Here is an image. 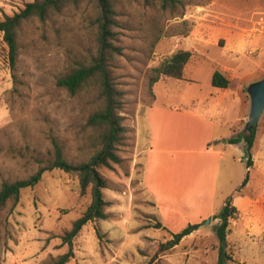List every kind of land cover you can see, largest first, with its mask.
Returning <instances> with one entry per match:
<instances>
[{
  "label": "rangeland",
  "instance_id": "374dc122",
  "mask_svg": "<svg viewBox=\"0 0 264 264\" xmlns=\"http://www.w3.org/2000/svg\"><path fill=\"white\" fill-rule=\"evenodd\" d=\"M28 1L32 0H0V18L17 12ZM116 1L114 42L121 54L109 64L113 82L122 93L119 114L125 132L117 145L121 162L98 167L107 181L102 192L109 202L105 208L109 216L81 227L72 239L73 255L65 264H217L214 232L219 219L212 215L207 216L209 222H204L207 217L194 221V230L178 244L162 247L187 223L171 212L162 217L141 183L137 115L153 99L152 68L179 49L191 52L183 78L158 83L159 100L164 98V82L173 99L178 94L189 99L204 91L211 86L212 68L238 65L231 71L237 78L264 76L262 56L239 54L233 62L228 51L212 48V36L217 33L212 31V8L224 2L240 6L243 0H181L164 9L142 0ZM71 14L25 26L13 67L0 32V183L26 178L44 165L53 157L54 141L71 163L85 160L97 145L95 131L88 124L90 114L100 107L97 89L89 83L71 94L56 83L59 76L87 63L96 52L88 19L81 13ZM246 120L240 131H245ZM256 126L259 140L248 193H259L264 184V109ZM236 153L243 157L240 166L244 169L245 153ZM90 201V187L81 193L74 173L59 168L44 171L35 185L21 190L16 204L8 201L0 212V264L52 263L68 250L62 237ZM235 206L227 232L233 256L228 264H264V202H252L249 208L244 202ZM156 223L161 225L156 227Z\"/></svg>",
  "mask_w": 264,
  "mask_h": 264
},
{
  "label": "crops",
  "instance_id": "0c3cea01",
  "mask_svg": "<svg viewBox=\"0 0 264 264\" xmlns=\"http://www.w3.org/2000/svg\"><path fill=\"white\" fill-rule=\"evenodd\" d=\"M212 13V31H217L212 36V48L228 51L233 62L239 54L260 55L263 64L264 28L258 23L264 16V0H243L240 6L224 2L212 8ZM212 62L217 63L213 58ZM222 68L216 69L229 79L227 87L211 84L189 99L182 94L170 97L169 85L164 82V98L159 100L155 88L167 78L157 81L154 99L137 115L141 183L162 217L171 212L186 223L210 215L213 218L219 211L218 204L222 207L231 194L235 205L244 202L247 208L252 202H264V184L259 193L246 191L251 186L250 176L241 191H236L247 171L246 166H240L243 157L235 154L244 152V143L228 141L240 132L248 116L245 88L256 79L253 75L237 78L231 71L238 65ZM216 69L212 68L211 76ZM231 109L233 113L228 114ZM257 134L251 149L253 167Z\"/></svg>",
  "mask_w": 264,
  "mask_h": 264
},
{
  "label": "trees",
  "instance_id": "16d2710c",
  "mask_svg": "<svg viewBox=\"0 0 264 264\" xmlns=\"http://www.w3.org/2000/svg\"><path fill=\"white\" fill-rule=\"evenodd\" d=\"M116 0H32L24 4L17 12L11 15L5 14L0 18V32L3 41L8 47V59L10 66L15 64L18 54V39L25 26L32 23L47 24L54 22L57 17L71 15H83L88 19V27L92 30L96 46V52L87 63H80L67 73L57 78V85L65 88L71 94L79 92L87 84L92 83L97 89V101L100 107L93 111L88 117V124L95 131L97 145L93 152L85 159L77 163L67 161L63 156L62 147L53 142V157L47 160L44 165L26 178L14 181H3L0 183V212L3 206L12 201L16 204L20 192L26 187L35 185L44 171L59 168L65 172L74 173L79 182L80 192L85 193L90 187L91 201L85 211L72 222L71 228L62 237L63 243L68 244V250L60 254L50 264H65L73 255L72 239L77 235L81 227L88 221L95 219H107L109 214L105 208L109 202L103 196V188L107 187V181L99 172L98 167L103 165L111 167L112 164L121 162L117 152V145L125 132L123 117L119 114L122 93L116 88L111 70L110 60L115 55L121 54V48L115 44L117 31L115 27L117 6ZM146 5L159 4L161 8L173 7L181 0H142ZM85 7V8H84ZM191 57L188 50L179 49L170 57L163 60L158 66L152 68V75L149 78V85L165 78H183L184 67ZM211 84L215 87H227L229 79L222 71L214 70L211 76ZM154 99V91H152ZM257 126L252 125L248 132H238L228 141L237 143L243 141L245 153L246 175L237 188V192L247 184L249 180V168L252 166L251 149L255 139ZM237 207L233 202V195L226 197L221 209L214 215L219 219L215 226V234L218 240L217 264H228L233 261V256L227 247V232H229V219L233 218ZM161 224L156 223V227ZM195 223H187L179 231L173 232L172 237L162 244L168 249L178 244L186 235L195 228Z\"/></svg>",
  "mask_w": 264,
  "mask_h": 264
},
{
  "label": "water",
  "instance_id": "95a60500",
  "mask_svg": "<svg viewBox=\"0 0 264 264\" xmlns=\"http://www.w3.org/2000/svg\"><path fill=\"white\" fill-rule=\"evenodd\" d=\"M249 96V112L245 123V132H248L252 125H255L264 109V76L250 82L247 86ZM204 222H209L210 217Z\"/></svg>",
  "mask_w": 264,
  "mask_h": 264
},
{
  "label": "built area",
  "instance_id": "2783aa9c",
  "mask_svg": "<svg viewBox=\"0 0 264 264\" xmlns=\"http://www.w3.org/2000/svg\"><path fill=\"white\" fill-rule=\"evenodd\" d=\"M258 24L264 28V17L260 20Z\"/></svg>",
  "mask_w": 264,
  "mask_h": 264
}]
</instances>
